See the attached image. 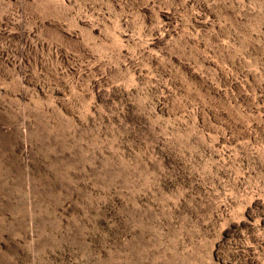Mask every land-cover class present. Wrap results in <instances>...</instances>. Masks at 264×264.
<instances>
[{
	"label": "rangeland",
	"instance_id": "rangeland-1",
	"mask_svg": "<svg viewBox=\"0 0 264 264\" xmlns=\"http://www.w3.org/2000/svg\"><path fill=\"white\" fill-rule=\"evenodd\" d=\"M0 264H264V0H0Z\"/></svg>",
	"mask_w": 264,
	"mask_h": 264
}]
</instances>
